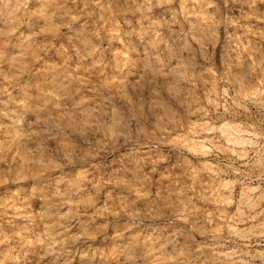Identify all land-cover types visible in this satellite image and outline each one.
<instances>
[{
    "label": "clouds",
    "instance_id": "obj_1",
    "mask_svg": "<svg viewBox=\"0 0 264 264\" xmlns=\"http://www.w3.org/2000/svg\"><path fill=\"white\" fill-rule=\"evenodd\" d=\"M0 264H264V0H0Z\"/></svg>",
    "mask_w": 264,
    "mask_h": 264
}]
</instances>
